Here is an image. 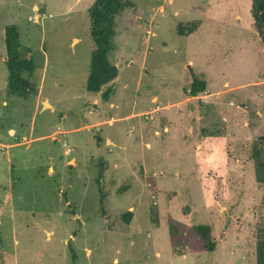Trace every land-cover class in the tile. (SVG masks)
<instances>
[{
  "label": "rangeland",
  "instance_id": "obj_1",
  "mask_svg": "<svg viewBox=\"0 0 264 264\" xmlns=\"http://www.w3.org/2000/svg\"><path fill=\"white\" fill-rule=\"evenodd\" d=\"M95 1L0 0V264H258L252 0H120L118 76L92 93ZM12 26L34 66L15 93ZM195 79L206 88L191 97Z\"/></svg>",
  "mask_w": 264,
  "mask_h": 264
},
{
  "label": "trees",
  "instance_id": "obj_2",
  "mask_svg": "<svg viewBox=\"0 0 264 264\" xmlns=\"http://www.w3.org/2000/svg\"><path fill=\"white\" fill-rule=\"evenodd\" d=\"M126 4L120 0H96L90 8V18L92 20V40L95 45L91 57V68L87 81V90L92 93H99L103 87L118 76V68L111 64L109 53L111 51V39L115 32V18L125 8ZM252 17L261 39L264 41V0H252ZM5 47L8 55L7 68L9 71V83L11 92H17L19 85L25 82L23 74L30 73L34 69L31 59H23L20 51V37L15 27L5 30ZM206 84L195 79L191 85L189 95L198 97L204 92ZM110 92L102 94L106 101L110 100ZM255 161L256 178L264 184V137L259 140L252 155ZM195 233L209 239L208 227L197 226L193 229ZM210 251L214 246L209 247ZM258 264H264V238L259 240L257 249Z\"/></svg>",
  "mask_w": 264,
  "mask_h": 264
},
{
  "label": "water",
  "instance_id": "obj_3",
  "mask_svg": "<svg viewBox=\"0 0 264 264\" xmlns=\"http://www.w3.org/2000/svg\"><path fill=\"white\" fill-rule=\"evenodd\" d=\"M45 106L49 107V109H53L54 111L58 112V113H64V114H71L69 112H67L64 109H60V108H54L52 105H50L49 103H45Z\"/></svg>",
  "mask_w": 264,
  "mask_h": 264
}]
</instances>
